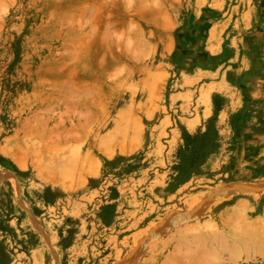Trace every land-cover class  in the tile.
Wrapping results in <instances>:
<instances>
[{
  "label": "rangeland",
  "instance_id": "374dc122",
  "mask_svg": "<svg viewBox=\"0 0 264 264\" xmlns=\"http://www.w3.org/2000/svg\"><path fill=\"white\" fill-rule=\"evenodd\" d=\"M210 1L0 0V264H264V0Z\"/></svg>",
  "mask_w": 264,
  "mask_h": 264
},
{
  "label": "bare ground",
  "instance_id": "6f19581e",
  "mask_svg": "<svg viewBox=\"0 0 264 264\" xmlns=\"http://www.w3.org/2000/svg\"><path fill=\"white\" fill-rule=\"evenodd\" d=\"M237 213H238V212H237ZM231 214H232V213H231ZM235 214H236V213H235ZM237 216H238V215H236V218H237ZM239 216H240V215H239ZM239 219H240V217H239ZM239 219H238V220H239ZM238 220H237V221H238ZM243 220H244V219H243ZM239 221H240V220H239ZM239 221H238V223H239ZM225 222H226V221H225ZM225 222H224V223H225ZM229 222H230V221H229ZM243 222H244V221H243ZM243 222H242V223H243ZM232 223H233V222H232ZM227 224H228V222H227ZM233 224H235V223H233ZM243 224H244V223H243ZM245 224L247 225V222H246ZM245 224H244V225H245ZM235 225H236V224H235ZM244 225L242 226L243 228H244ZM232 226H233V225H232ZM238 227H241V226H238ZM248 227H249V223H248ZM231 228H232V227H231ZM231 228H229V229H231ZM240 229H241V228H240ZM252 229L255 230V228H252ZM252 229H251V230H252ZM256 230H257V229H256ZM236 231H237V230H236ZM260 231H261V230H260ZM239 232H240V231H239ZM239 232H238V233H239ZM246 232H248V231H246ZM249 232H250V234L248 233L249 235H253L254 233H255V234H258V233H259V232H258V233H257V232L252 233L251 231H249ZM216 233H217V232H216ZM216 233H215V234H216ZM244 233H245V232H244ZM244 233H243V234H244ZM262 233H263V232H262ZM213 234H214V233H213ZM233 234H235V233H233ZM248 234H247V235H248ZM260 234H261V233H260ZM263 234H264V233H263ZM201 235H202V234H201ZM211 236H212V235H211ZM254 236H255V235H254ZM208 237H209V236H208ZM216 237H217V236H216ZM255 237H256V236H255ZM219 238H220V237H219ZM232 239H233V238H232ZM237 240H239V239H237ZM230 241H231V240H230ZM193 243H194V242H193ZM196 243H197V242H196ZM240 243H241V242H240ZM261 243H262V242H261ZM220 244H221V243H220ZM220 244H219V245H220ZM249 244H250V243H249ZM251 244H252V243H251ZM255 244H256V243H255ZM219 245H218V247H219ZM222 245H223V243L221 244V246H222ZM239 245H240V244H239ZM249 246H250V245H249ZM262 246H263V245H262ZM195 247H196V246H195ZM199 247H200V246H199ZM234 247H236V246H234ZM234 247H232V248L234 249ZM249 248H250V247H249ZM259 248H260V247H259ZM263 248H264V247H263ZM197 249H198V248H197ZM197 249H196V251H197ZM228 249H229V248H228ZM252 249H253V248H252ZM252 249H251V250H252ZM256 249H257V248H256ZM199 250H200V249H199ZM203 250H204V253H205V249H203ZM211 250H213V249H211ZM211 250H210V251H211ZM221 250H223V247H222ZM224 250H225V249H224ZM234 250H236V253H235V254H236L237 256H238V255H239V256L244 255L245 253H248L249 251H251V250H249V249H246V246H245V247H244V245L242 246V244H241L240 246L236 247ZM234 250H233V251H234ZM253 250H254V249H253ZM189 251H191V249H190ZM194 251H195V250H194ZM207 251H208V250H207ZM233 251H232V252H233ZM256 251H257V250H256ZM262 251H263V250H262ZM213 252H214V250H213ZM213 252H212V253H213ZM229 252H230V251H229ZM232 252H230L231 254H230V253H229V254H230L231 256L235 255L234 252H233V255H232ZM202 253H203V252H202ZM207 253H208V252H207ZM213 254H214V253H213ZM213 254H210V255H213ZM250 254H251V253H250ZM175 255H176V254H175ZM198 255H200V254H198ZM215 255L217 256V254H215ZM236 255H235V256H236ZM252 255H253V254H252ZM182 256H183V254H182ZM185 256H186V254H185ZM185 256H183L184 259L187 257V256H186V257H185ZM216 256H215V257H216ZM221 256H222V255H221ZM221 256H220V257H221ZM248 256H249V255H248ZM248 256H247V257H248ZM175 257H176V256H175ZM175 257H174V258H175ZM207 257H210V256L207 255ZM207 257H206V258H207ZM247 257H246V258H247ZM176 258H178V256H177ZM183 258H182V259H183ZM200 258H202V256H201ZM248 258H249V257H248ZM179 260H180V259H179ZM212 260H213V258H212ZM214 260H215V259H214ZM214 260H213V261H214ZM173 261L175 262V260H173ZM215 261H216V260H215ZM215 261H214V262H215ZM219 261H221V260H219ZM219 261H218V262H219ZM169 262H170V261H169ZM181 262H183V261L181 260ZM208 262H209V261H208ZM211 262H212V261H211ZM218 262H217V263H218ZM171 263H172V262H171ZM192 263H193V262H192ZM204 263H205V262H204ZM204 263H203V264H204ZM212 263H213V262H212ZM215 263H216V262H215ZM172 264H173V263H172ZM208 264H209V263H208ZM219 264H221V263H219Z\"/></svg>",
  "mask_w": 264,
  "mask_h": 264
},
{
  "label": "crops",
  "instance_id": "0c3cea01",
  "mask_svg": "<svg viewBox=\"0 0 264 264\" xmlns=\"http://www.w3.org/2000/svg\"><path fill=\"white\" fill-rule=\"evenodd\" d=\"M214 2H218V1H215V0H211L210 1V3H214ZM225 17L226 16H224L222 13L218 16V20H219V22H221V23H223L224 22V20H225ZM232 34H234V35H236V32L235 31H232ZM249 66V65H248ZM247 68V67H246ZM253 80H251V79H249L248 81H247V83L248 84H252V85H255L256 86V82H252ZM241 84V83H240ZM240 84L239 85H235V87H239L240 86ZM244 84H246V83H244ZM250 96L252 97V98H255L254 100H261V98H262V100L264 101V95L262 96V97H260V95H258L257 96V92H250ZM253 99H252V102L254 101ZM253 104V103H252ZM259 104H260V102H259ZM261 106L263 105V103L262 104H260ZM263 107H264V105H263ZM259 113V112H258ZM262 114H264V112H262Z\"/></svg>",
  "mask_w": 264,
  "mask_h": 264
}]
</instances>
